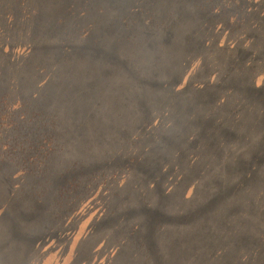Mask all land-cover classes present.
Here are the masks:
<instances>
[{
  "label": "rangeland",
  "instance_id": "1",
  "mask_svg": "<svg viewBox=\"0 0 264 264\" xmlns=\"http://www.w3.org/2000/svg\"><path fill=\"white\" fill-rule=\"evenodd\" d=\"M0 264H264V0H0Z\"/></svg>",
  "mask_w": 264,
  "mask_h": 264
}]
</instances>
